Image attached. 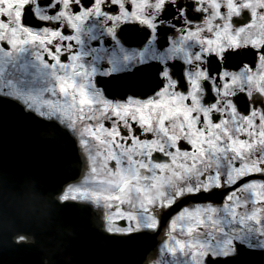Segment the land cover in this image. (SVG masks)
I'll return each mask as SVG.
<instances>
[{
    "label": "flooded vegetation",
    "instance_id": "af4514ba",
    "mask_svg": "<svg viewBox=\"0 0 264 264\" xmlns=\"http://www.w3.org/2000/svg\"><path fill=\"white\" fill-rule=\"evenodd\" d=\"M55 2L53 0V4ZM117 2L121 4V11L111 17L99 5H94L96 14L92 16L86 13L72 16L68 8L66 20L61 12L58 16L60 22L70 23L73 27L71 33L62 35L55 30V15L48 11L51 5L41 6L35 0H7L5 11L11 15L14 27L8 28L0 22V29L7 32L13 43L6 49L0 48V90H13L16 82L21 81L17 76L27 75V87L38 83L43 98L59 99L57 93L63 97L75 89L80 102L84 103L91 87L85 88V84L89 80L95 83L98 75L111 76L105 84L113 97L103 103L113 106L114 99L121 107L139 105L140 114L146 118L144 109L149 104L158 106L161 128H164L167 117H177L172 125L176 129L173 139L181 135L187 125L195 137L194 143H203L204 128H207L208 136L212 137L208 143L219 148L217 138H224L227 147L226 136L234 133L237 125L241 126V131H246L242 126L246 122L253 123L255 116H244L241 106L255 105L264 110V95H261L264 92V0H174V5L166 3L162 8L157 3L158 10L139 23L138 13L142 14L145 0H135L132 13L124 10L126 0ZM26 3H32L33 13L39 19H50L39 25H22L19 17ZM63 3L66 7L67 0ZM109 18L114 21L112 25L108 24ZM125 19L129 25L120 34ZM94 36L99 38L100 44L93 42ZM109 36L110 44L106 42ZM52 37L70 42L64 45V51L74 49L70 61H59V48L56 53H51L47 41ZM94 48L98 50L95 55L92 53ZM146 60L157 62L148 63L132 74L125 73L126 68L135 69ZM101 61L107 62L103 69ZM38 69L43 70L46 79L36 75ZM161 78L166 87L160 90L156 99L149 89ZM62 82L67 88L61 89ZM49 89L54 91L49 92ZM124 92H128L131 99L123 100L121 94ZM145 92L149 93L147 98L137 95ZM72 95L75 98V93ZM194 112L197 116H193ZM215 113L221 114L218 121L214 118ZM200 114L204 117V127L197 130ZM79 115L74 107L72 125L75 132L81 140L97 144L92 139V125L78 118ZM260 127L264 131V125ZM164 131L168 129L164 128ZM244 144L243 139H234L231 146L240 151ZM107 155L112 158L115 152L109 150ZM231 156L232 153H228L221 157V173ZM245 170H250L248 165L238 169ZM143 175L140 172L142 187L146 183L142 180ZM224 190L214 189L216 195L210 199L225 197ZM251 195L248 193L249 198ZM205 203L214 204L213 201ZM199 204L203 203H190Z\"/></svg>",
    "mask_w": 264,
    "mask_h": 264
},
{
    "label": "snow or ice",
    "instance_id": "6c2138e0",
    "mask_svg": "<svg viewBox=\"0 0 264 264\" xmlns=\"http://www.w3.org/2000/svg\"><path fill=\"white\" fill-rule=\"evenodd\" d=\"M35 3L45 7L51 5L48 11L55 15V30H58L62 35L73 31L70 23L62 24L58 18L59 14L63 12L67 20L69 17L68 8L71 9L72 16H79L82 13L92 16L96 14L94 5H99L109 14V17L119 15L121 11V4L117 0H67L66 7L63 0H56L54 4L53 0H35ZM157 3L162 8L166 3L170 6L174 5V0H145L142 14L138 13L137 23L149 16L150 13L157 11L158 8L155 6ZM6 6L7 0H0V22L6 24L8 28H12L14 25L11 15L5 11ZM134 7L135 0H126L124 4L126 12L132 13ZM161 15L164 13L161 12ZM19 19L22 25L29 26L32 23L43 24L50 17L39 19L33 13L32 3H26ZM113 23L114 21L109 18L108 24L112 25ZM128 25L129 21L125 19L121 24L120 34ZM21 38H23V34H21ZM92 39L95 44L101 43L95 36ZM106 42L112 43L110 36ZM12 43L7 32L0 29V48L6 49ZM67 43L70 42H62L59 37H52L47 41L51 53H56L59 48V61L65 62L70 61L71 53L74 51V49L64 51V45ZM147 50L145 47V51ZM97 51L95 48L92 49L93 55ZM99 51H103V49ZM53 60H56L55 56H53ZM153 62L157 61H141L135 69L126 68L124 71L126 74H132ZM106 64V61H101V68L103 69ZM36 75L44 79L47 78L43 70L40 69ZM110 78L111 76L98 75L95 83L89 80L88 84H85V88H89V85L91 87L87 91L84 103L80 102L79 93L75 92V89L63 97H60L59 93L56 96L62 103L70 107L74 106L76 112L80 114L78 118L92 125L91 131L94 134L92 139L96 140L99 151L104 155H107L109 150L115 152V155L109 160V167L122 174L120 182L112 185L118 190L115 198L127 205H131L134 199L138 200L141 197L146 200L147 207L142 210L148 212V216L143 221V227H140L138 214L134 213L131 216V220L137 223V231L158 230L159 225L152 211L157 206L170 208L180 199H186L196 193L227 189V195L222 198V208L209 204L206 206L197 205L195 212L185 209L177 218L179 231L192 237L205 227L219 224L224 220H227L228 223L235 221L240 223L242 228L239 238L234 239L232 243L242 248L264 251V240H261L258 245L243 242L245 236L251 237L253 234L264 236V131L260 127V125H264V110L257 109L255 105L241 106L240 111L243 115L246 117L253 115L255 121L251 124L246 122L242 126L246 131H241V126L237 125L234 133L227 134V147L224 146V138H217L219 148H214L208 143L212 137L208 136L207 128H204L203 143H194L195 137L190 134L187 125H184L181 130L182 134L173 139L176 129H173L172 125L177 117L170 116L164 120V128L168 129L167 132L164 131V128L160 126L161 109L153 104H149L144 109L147 112V118L140 114L139 105L121 107L114 99L112 100L113 106L105 105L103 101L113 97L105 84V80ZM60 87L65 89L67 84L62 82ZM165 87L164 79L161 78L159 83L151 87L149 91L154 98L158 99L160 90ZM48 91L52 92L54 89ZM72 93H75V98ZM137 95L143 99L147 98L149 93H138ZM261 95H264V92ZM121 96L125 101L131 99L128 92L122 93ZM43 107H48V105L45 104ZM133 108L136 110L133 111ZM220 115V113H215V120L218 121ZM193 116H197V114L194 112ZM179 127L177 125V128ZM196 127L197 130L204 127L202 114L197 117ZM96 137L99 139L97 140ZM234 139L245 141L240 151L231 146ZM149 141L152 143H148ZM228 153H232V156L221 173V157ZM168 165H175V167H168ZM245 165H248L250 170L238 171ZM140 172H143L142 180L146 182L143 187L141 186ZM153 189L156 191L154 192ZM248 193L252 194L250 198ZM169 195H171V199L165 202V197ZM64 198H67L66 194ZM137 206L139 207V205ZM110 207L112 206L110 205ZM221 212L225 214L223 217L220 215ZM120 223L127 225L129 218L121 217ZM185 225L188 227L185 228ZM113 231H119V229H113ZM129 234L131 233L129 232ZM201 248H203V244L197 245L193 249L196 264H216L214 259L216 255L236 254L235 248L221 253H217L211 247L204 248L201 253ZM201 255L203 260L200 259Z\"/></svg>",
    "mask_w": 264,
    "mask_h": 264
},
{
    "label": "water",
    "instance_id": "95a60500",
    "mask_svg": "<svg viewBox=\"0 0 264 264\" xmlns=\"http://www.w3.org/2000/svg\"><path fill=\"white\" fill-rule=\"evenodd\" d=\"M82 168L77 142L66 128L0 96V264L148 261L162 226L187 199L170 207L157 232L110 233L89 204L57 198ZM19 234L34 240L17 242ZM239 251L216 258V264H264V251Z\"/></svg>",
    "mask_w": 264,
    "mask_h": 264
},
{
    "label": "rangeland",
    "instance_id": "374dc122",
    "mask_svg": "<svg viewBox=\"0 0 264 264\" xmlns=\"http://www.w3.org/2000/svg\"><path fill=\"white\" fill-rule=\"evenodd\" d=\"M24 79L25 81L29 80L28 77ZM33 93L34 91L30 92L28 87L21 84L20 81H17L15 90L9 91L8 95L19 99L27 107L34 109L43 116L58 119L75 134L70 121L73 119L74 106L70 107L62 103L60 99L49 98L50 101L44 102L43 96L39 95L41 97L40 99ZM45 104L48 107H43ZM78 138L86 164L84 175L81 181L67 186L61 195V199H79L91 203L102 213L106 220L107 228L111 231L117 228L119 231L116 232L121 233L137 230V223L131 220V216L134 213L139 215L140 227H143V221L148 216V212L142 210L147 207L146 200L141 197L138 200L134 199L131 205H127L122 204L120 200L116 199L115 196L118 190L112 185L120 182L122 174L111 173L109 167L110 158L98 150L97 144L93 146L89 141L80 140V137ZM153 191L155 192L156 189H153ZM65 194L67 198H64ZM168 199H171V195L165 197V202ZM162 208L157 206L152 209L158 224ZM185 209L191 212L188 207H183L179 210L177 216L175 215L171 218L167 225L166 233L157 247V253L147 264H196L193 249L200 244H203V248L200 249L201 253L207 247H211L217 253L225 250L230 251L231 248H235V244L232 241L234 238H239L241 234L239 223L235 221L228 223L227 220H224L219 224L205 227L197 235L189 237L179 231L177 222V218ZM195 211L196 207L193 209V212ZM221 213L220 215L223 217L225 214ZM121 217L129 218V223L124 227L118 224ZM187 227L185 225V228ZM261 240H264V238H261L258 234H253L251 237L245 236L243 242L258 245ZM200 259L203 260L202 255Z\"/></svg>",
    "mask_w": 264,
    "mask_h": 264
},
{
    "label": "bare ground",
    "instance_id": "6f19581e",
    "mask_svg": "<svg viewBox=\"0 0 264 264\" xmlns=\"http://www.w3.org/2000/svg\"><path fill=\"white\" fill-rule=\"evenodd\" d=\"M165 232H166V227H165V229H164V232H163L162 237L164 236ZM155 253H156V252H154V253L150 256V258H152V257L155 255Z\"/></svg>",
    "mask_w": 264,
    "mask_h": 264
}]
</instances>
